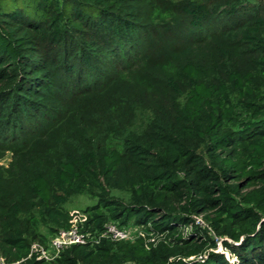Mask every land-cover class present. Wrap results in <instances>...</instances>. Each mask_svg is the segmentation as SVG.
Returning a JSON list of instances; mask_svg holds the SVG:
<instances>
[{"label": "trees", "instance_id": "obj_1", "mask_svg": "<svg viewBox=\"0 0 264 264\" xmlns=\"http://www.w3.org/2000/svg\"><path fill=\"white\" fill-rule=\"evenodd\" d=\"M0 257L264 264V0H0Z\"/></svg>", "mask_w": 264, "mask_h": 264}, {"label": "built area", "instance_id": "obj_2", "mask_svg": "<svg viewBox=\"0 0 264 264\" xmlns=\"http://www.w3.org/2000/svg\"><path fill=\"white\" fill-rule=\"evenodd\" d=\"M71 227L68 230H63L56 235L50 243V247L46 248L40 243H34L31 246L29 258L34 255L38 260L51 261L55 259L61 251L74 245H84L93 241V237L90 234L82 233L81 226L87 221V216L82 212H74L72 214ZM197 224H202L200 218L196 221ZM104 237L111 239L112 241H127L132 240L131 235L125 229L119 228L113 223H109L105 227L103 233ZM219 250L225 252L222 248V243L219 242ZM235 261V259L233 260ZM0 264H8L5 259L0 257Z\"/></svg>", "mask_w": 264, "mask_h": 264}, {"label": "rangeland", "instance_id": "obj_3", "mask_svg": "<svg viewBox=\"0 0 264 264\" xmlns=\"http://www.w3.org/2000/svg\"><path fill=\"white\" fill-rule=\"evenodd\" d=\"M9 160H7L5 163H7ZM94 202L90 200L86 196H81V197H76L72 200L70 204H68L67 208L71 210V213L73 214L74 212H82L88 205H92ZM126 231L129 232L131 235L132 239L135 237L140 236L142 233V229L135 227L132 223L128 225L127 228H125Z\"/></svg>", "mask_w": 264, "mask_h": 264}]
</instances>
